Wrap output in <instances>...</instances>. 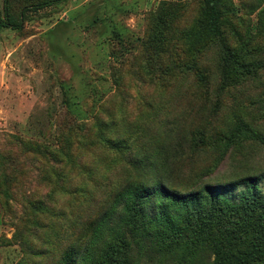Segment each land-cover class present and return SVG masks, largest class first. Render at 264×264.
Here are the masks:
<instances>
[{"label": "rangeland", "instance_id": "1", "mask_svg": "<svg viewBox=\"0 0 264 264\" xmlns=\"http://www.w3.org/2000/svg\"><path fill=\"white\" fill-rule=\"evenodd\" d=\"M41 1L45 0H0L2 20L7 10L18 17L27 8L21 30H0V154L7 157L6 163L0 159V181L2 174L15 179L9 206L0 198V264H42V241L53 247L65 243L71 225L89 213L87 207H71L70 193L85 183L76 176V162L81 173L83 165L99 163L100 151L91 155L76 150L75 164L69 166L50 154L41 160L25 151L68 146L72 132L67 143L61 137L67 128L62 115L68 111L81 115L80 122L101 116L106 122L101 127L116 137L119 124L110 120L111 115L115 121L138 119L143 112L152 116L144 102L160 101L159 117L164 119L167 112L188 135L202 126L215 127L227 119L234 102L242 103L263 141H248L243 152L233 149L226 154L210 179L264 171V68L256 78L237 80L222 91L217 43L207 40L205 50L195 56L186 52L183 34L202 12L203 0H64L31 11L29 7ZM162 1L181 3L184 9L173 24L174 41L165 52L157 51L159 66L146 42ZM220 1L227 45L245 61L264 66V0ZM190 67L203 70L209 84L197 86ZM47 177L53 178L51 185ZM259 188L264 193V180ZM241 190L226 195L236 200ZM38 197L47 207H25ZM137 253L130 252L134 264H184L168 250L142 257ZM213 258L202 261L208 264Z\"/></svg>", "mask_w": 264, "mask_h": 264}, {"label": "trees", "instance_id": "2", "mask_svg": "<svg viewBox=\"0 0 264 264\" xmlns=\"http://www.w3.org/2000/svg\"><path fill=\"white\" fill-rule=\"evenodd\" d=\"M61 1L45 0L29 8L39 12ZM220 3L203 0L202 12L183 35L185 51L192 56L205 50L207 40L217 43L222 61L220 88L225 91L237 80L256 78L264 66L245 61L227 45ZM183 9L181 3L162 1L154 13L146 44L154 49L153 58L159 66V53L174 41L173 24ZM25 11L27 8L17 17L7 10L5 19H0V30H21L27 19ZM191 69L196 72L197 86L209 84L203 70ZM159 102H144L152 116L143 112L138 119L115 121L111 115L110 120L119 124L116 137L101 127L106 124L101 116L88 119L86 115L88 120L80 122L81 115L68 111L62 115L67 128L63 125L61 136L67 143L72 132L68 146L51 151L44 146H37L41 147L38 151L25 148L41 160L50 154L68 166L75 162L72 157L76 150L91 155L98 150L102 156L97 164L83 165L81 173L76 162V176L85 183L70 193L71 207H87L89 213L71 225L65 243L60 241L53 247L50 241H42L46 245L41 252L42 264H134L130 252L135 249L138 257L153 250H168L184 264H207L202 260L210 255L214 258L208 264H264V193L259 188L264 171L210 179L226 154L233 149L243 152V143L248 141H263L242 103L234 102L227 119L215 127L202 126L186 135L183 126L169 120L167 112L164 119L159 117ZM0 159L7 162L2 154ZM14 182L10 175H1L0 198L5 206H9ZM46 182L51 185L53 178L47 177ZM238 187L243 190L236 200L226 195ZM25 207L47 206L38 197Z\"/></svg>", "mask_w": 264, "mask_h": 264}]
</instances>
